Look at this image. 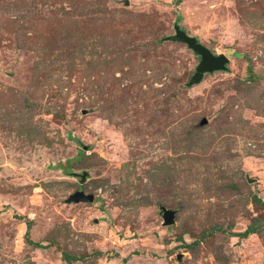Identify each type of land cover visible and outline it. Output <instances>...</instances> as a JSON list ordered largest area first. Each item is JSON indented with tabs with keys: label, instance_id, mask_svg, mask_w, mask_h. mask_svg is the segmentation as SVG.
<instances>
[{
	"label": "rangeland",
	"instance_id": "374dc122",
	"mask_svg": "<svg viewBox=\"0 0 264 264\" xmlns=\"http://www.w3.org/2000/svg\"><path fill=\"white\" fill-rule=\"evenodd\" d=\"M175 2L0 0V264H68L65 252L72 264H264V0ZM124 23L136 31L118 48ZM77 24L110 51L71 52ZM175 25L227 55L228 71L188 88L199 58L165 40ZM40 33L57 34L48 56L30 40ZM154 36L164 44L147 46ZM131 46L134 60L107 65ZM179 78L182 99L159 111ZM204 119L186 156L179 134ZM79 190L94 202L68 204ZM160 206L178 211L174 226ZM254 219L259 234L233 235Z\"/></svg>",
	"mask_w": 264,
	"mask_h": 264
},
{
	"label": "trees",
	"instance_id": "16d2710c",
	"mask_svg": "<svg viewBox=\"0 0 264 264\" xmlns=\"http://www.w3.org/2000/svg\"><path fill=\"white\" fill-rule=\"evenodd\" d=\"M72 1L74 3H78L81 0H72ZM182 1L183 0H176L175 4L177 6H179L182 3ZM178 19L180 20V17H178ZM96 29L97 28L96 27L94 28L92 25H87V26L86 25H82V24L74 25L72 27V29L70 30L71 31L70 34L72 35V37H68L67 38V44H69L68 48L70 49V51L71 52H79V53L82 54V56L85 55L86 53H88L90 55L91 54L92 55H98L97 52H95V51H98L99 48H101L102 50L104 49L105 51L109 52L110 51V47H109L110 42L105 41L103 38L100 39V40H97V41H101L99 44L94 43V42L91 41L92 32L95 31ZM113 30L115 31V33L119 34L116 37V39H118V40L115 41V43L117 44V45H115V47H118V48H119L118 44L120 42L122 44V39L121 38H123L124 34H128V36H134L135 35V31H136L135 28H129V27L127 28V25L125 23L118 25ZM137 32H138V34L141 33L140 30L137 31ZM56 35L57 34L51 33V35L48 37L45 34L40 33V34H36L34 36H31L30 40L36 45V47L38 49H41V51H43V54H45V56H48V55H50L49 51H54V49H52V48L50 49L51 45H49L48 42H49V40L51 38L56 37ZM72 39H74V40H72ZM162 44H164V43L161 41V38H159L158 36H154L153 40L150 41V43L147 44V46L157 47V46H160ZM98 46H101V47H98ZM89 48H91V49H89ZM138 49H139V46L138 47L131 46V48H129V49H127V48L125 49V47H122L119 51L116 50L114 52L109 53L108 54L109 56L106 57L107 58L106 63L111 68H117V67H119V64L127 62L126 60L130 59L129 57L126 56L128 53H131L130 57L132 58V60H134L136 57L133 56V53L136 52ZM69 59L74 61L71 57H69L67 59V61H69ZM117 69H121V67L117 68ZM112 71L113 70L111 69L110 72H109L110 76L112 74ZM127 72L128 73H132L130 71H127ZM134 77L135 76L133 75V78ZM173 81L176 84V88L171 90L170 95L167 96L165 94L163 96V98H160V99L157 98L156 99L157 107L159 108V111L162 110V109L163 110L166 109V111L164 110V112H169L171 110V108H172V104L176 101V99L177 100L182 99V95L184 94L183 89H185V87L180 85V83H182L180 78L179 79H174ZM132 82H133L132 83L133 85L130 86V87H127L125 89V91H128L130 93L134 89V87L136 86L135 79H133ZM112 91H116L117 93H121L120 92L121 89L118 90V88H116L115 85H114ZM160 97H162V96H160ZM171 115H172V113H171ZM204 120H206L207 122L206 123H202V125H198V126L192 125L191 127L187 128V129H184L179 134L182 137L181 140H180L181 145H184V146L186 145V152H187L186 156L187 155L192 156L191 152L189 150V146L192 145V144L194 145L196 140H199L200 138H202V136L200 135V132L209 123L207 119H204ZM86 157H87L86 154L84 152H82L81 156L77 157L79 160L77 162H75V163L77 164L83 158V161L79 163V165L83 166V162L86 159ZM76 164H74V165H76ZM70 171H71V167L67 169V173L70 172ZM223 188H226L225 185L223 186ZM254 201L257 204H260V205L264 206V203L260 199H258L257 197L254 198ZM260 230H261V222L259 221V219L258 220L254 219L249 224V226L247 227V229L244 232L235 233L233 235L241 237V238H248L251 235L259 234ZM218 231L222 232V231H224V229L221 226H216V225L215 226H211L209 230H207V231H205L204 233L201 234V236L199 237L198 240L196 239L195 242H193L191 244H186L185 245V249H187L189 252H192L193 254H196V251L198 250V246L200 245V243H202L207 238L213 236L214 233L218 232ZM28 235L29 234L27 232L26 233V237H27L28 243L34 244L31 240L28 239V237H29ZM34 245L37 248H41L42 247L41 244H34ZM64 255H65L64 259L66 260V262L68 264H72L74 261H78L80 259L77 256L69 255L66 252H65Z\"/></svg>",
	"mask_w": 264,
	"mask_h": 264
},
{
	"label": "water",
	"instance_id": "95a60500",
	"mask_svg": "<svg viewBox=\"0 0 264 264\" xmlns=\"http://www.w3.org/2000/svg\"><path fill=\"white\" fill-rule=\"evenodd\" d=\"M128 5V3H127ZM166 41L182 43L186 45L198 58L199 64L195 69L193 76L186 84L188 88L199 85L203 82L207 74H214L216 72L228 71V65L230 59L225 54H215L208 47L203 45L196 37L190 36L187 32L179 25H175V34L165 38ZM207 121L204 120L203 123ZM75 177L80 179V183L84 184L88 178L89 173L84 171L83 173H73ZM255 180L248 178L249 183H253ZM95 195L86 194L83 190H79L71 195L67 199L68 204H79V203H93ZM161 215L163 219L164 227H172L177 222L178 211L169 209L165 206H160ZM181 257V256H179Z\"/></svg>",
	"mask_w": 264,
	"mask_h": 264
}]
</instances>
